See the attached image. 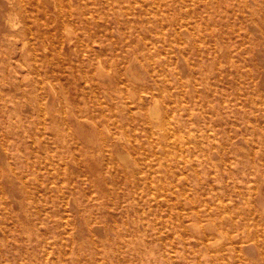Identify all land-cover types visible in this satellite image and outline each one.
<instances>
[{
    "label": "rangeland",
    "instance_id": "rangeland-1",
    "mask_svg": "<svg viewBox=\"0 0 264 264\" xmlns=\"http://www.w3.org/2000/svg\"><path fill=\"white\" fill-rule=\"evenodd\" d=\"M0 264H264V0H0Z\"/></svg>",
    "mask_w": 264,
    "mask_h": 264
},
{
    "label": "bare ground",
    "instance_id": "bare-ground-1",
    "mask_svg": "<svg viewBox=\"0 0 264 264\" xmlns=\"http://www.w3.org/2000/svg\"><path fill=\"white\" fill-rule=\"evenodd\" d=\"M108 26V25H107ZM158 116V115H157ZM239 260V259H238Z\"/></svg>",
    "mask_w": 264,
    "mask_h": 264
}]
</instances>
